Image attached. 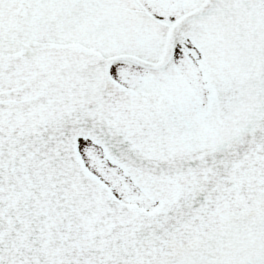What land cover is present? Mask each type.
I'll return each mask as SVG.
<instances>
[{
	"label": "snow or ice",
	"instance_id": "1",
	"mask_svg": "<svg viewBox=\"0 0 264 264\" xmlns=\"http://www.w3.org/2000/svg\"><path fill=\"white\" fill-rule=\"evenodd\" d=\"M0 264H264V0H0Z\"/></svg>",
	"mask_w": 264,
	"mask_h": 264
}]
</instances>
